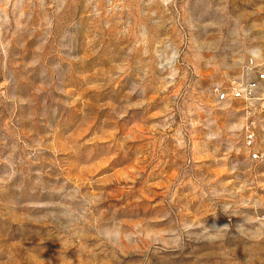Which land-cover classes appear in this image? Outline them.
I'll return each mask as SVG.
<instances>
[{
  "label": "rangeland",
  "instance_id": "374dc122",
  "mask_svg": "<svg viewBox=\"0 0 264 264\" xmlns=\"http://www.w3.org/2000/svg\"><path fill=\"white\" fill-rule=\"evenodd\" d=\"M251 60L264 0H0V264H264V163L217 99Z\"/></svg>",
  "mask_w": 264,
  "mask_h": 264
},
{
  "label": "built area",
  "instance_id": "2783aa9c",
  "mask_svg": "<svg viewBox=\"0 0 264 264\" xmlns=\"http://www.w3.org/2000/svg\"><path fill=\"white\" fill-rule=\"evenodd\" d=\"M248 69L254 73V79L231 85L220 91L217 99L219 102H239L243 105L247 112L244 143L251 151L249 159L255 163H264V148L256 143L258 128L256 115L264 117V62L251 60Z\"/></svg>",
  "mask_w": 264,
  "mask_h": 264
}]
</instances>
